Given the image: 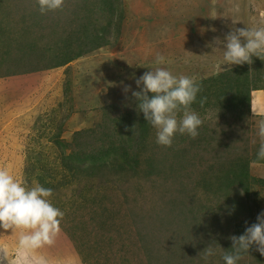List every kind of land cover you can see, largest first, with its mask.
I'll use <instances>...</instances> for the list:
<instances>
[{"label": "rangeland", "instance_id": "374dc122", "mask_svg": "<svg viewBox=\"0 0 264 264\" xmlns=\"http://www.w3.org/2000/svg\"><path fill=\"white\" fill-rule=\"evenodd\" d=\"M2 4L0 167L51 188L65 213L39 253L50 264H205L210 245V264H224L229 237L264 210L251 110L264 109V60L228 65L217 41L232 20L264 27V0H65L45 14L37 0ZM161 67L198 82L197 100L214 95L199 136L177 133L171 147L123 91ZM19 231L0 228L10 252ZM238 264L264 256L253 246Z\"/></svg>", "mask_w": 264, "mask_h": 264}, {"label": "clouds", "instance_id": "9594fccd", "mask_svg": "<svg viewBox=\"0 0 264 264\" xmlns=\"http://www.w3.org/2000/svg\"><path fill=\"white\" fill-rule=\"evenodd\" d=\"M41 14L62 9L65 0H37ZM264 20V11L259 13ZM218 15L211 16L215 19ZM233 27L224 38V60L228 65H243L253 62V57L264 60V27ZM162 56L157 63H163ZM139 91H133L131 85H124L125 93L132 91L138 102L139 111L144 119L156 129V143L171 147L177 133L187 134L195 139L204 120L192 110L197 101L201 85L193 78L173 75L165 68L146 71L135 80ZM203 105L204 100L200 101ZM253 116L261 115L258 122V136L261 143L257 152L258 159H264V109L255 102L251 103ZM133 135H137L133 126ZM87 166V165H86ZM51 188L39 184L27 188L25 182L15 178L10 170L0 167V228L5 231H19L16 247L10 252L7 245L0 243V264H50L39 250L50 246L61 231V221L65 213L54 206L49 197ZM247 225V221H245ZM232 251L222 256L224 264H238L243 254L255 247L264 256V210L256 217V222L246 226L243 234L229 237ZM216 255L215 249L208 245L203 251L205 264Z\"/></svg>", "mask_w": 264, "mask_h": 264}, {"label": "trees", "instance_id": "16d2710c", "mask_svg": "<svg viewBox=\"0 0 264 264\" xmlns=\"http://www.w3.org/2000/svg\"><path fill=\"white\" fill-rule=\"evenodd\" d=\"M214 98V95L213 94H204L202 96L201 99H198L195 104L197 105V108H196V112L199 114L200 112H202L203 110L205 109H209V108H214L213 105H212V100ZM201 100H204V103L203 105H201L200 101ZM227 106H229V103L225 102ZM241 106H245V103L244 102H237L234 107L236 109L240 108ZM215 109V108H214Z\"/></svg>", "mask_w": 264, "mask_h": 264}, {"label": "crops", "instance_id": "0c3cea01", "mask_svg": "<svg viewBox=\"0 0 264 264\" xmlns=\"http://www.w3.org/2000/svg\"><path fill=\"white\" fill-rule=\"evenodd\" d=\"M2 6H3V4H2V0H0V13L2 12ZM2 15H0V17H1ZM0 39L2 38V36L4 37L5 36V34H3L2 32L0 33ZM7 77H5V79H6ZM4 79V80H5Z\"/></svg>", "mask_w": 264, "mask_h": 264}, {"label": "bare ground", "instance_id": "6f19581e", "mask_svg": "<svg viewBox=\"0 0 264 264\" xmlns=\"http://www.w3.org/2000/svg\"><path fill=\"white\" fill-rule=\"evenodd\" d=\"M9 33V32H8Z\"/></svg>", "mask_w": 264, "mask_h": 264}]
</instances>
